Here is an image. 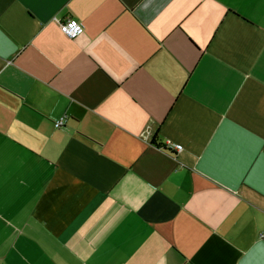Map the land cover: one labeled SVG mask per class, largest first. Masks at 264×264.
<instances>
[{
  "label": "crops",
  "instance_id": "crops-1",
  "mask_svg": "<svg viewBox=\"0 0 264 264\" xmlns=\"http://www.w3.org/2000/svg\"><path fill=\"white\" fill-rule=\"evenodd\" d=\"M260 233L264 0H0V264H264Z\"/></svg>",
  "mask_w": 264,
  "mask_h": 264
},
{
  "label": "built area",
  "instance_id": "built-area-1",
  "mask_svg": "<svg viewBox=\"0 0 264 264\" xmlns=\"http://www.w3.org/2000/svg\"><path fill=\"white\" fill-rule=\"evenodd\" d=\"M52 21L57 24L60 32L69 38H75L82 34L84 31L83 23L72 17H68L65 19L53 17ZM63 123L64 117L56 120L54 122V126L59 127ZM171 147L175 149H181L182 146L180 144H172ZM260 238L264 240V233H260Z\"/></svg>",
  "mask_w": 264,
  "mask_h": 264
},
{
  "label": "trees",
  "instance_id": "trees-1",
  "mask_svg": "<svg viewBox=\"0 0 264 264\" xmlns=\"http://www.w3.org/2000/svg\"><path fill=\"white\" fill-rule=\"evenodd\" d=\"M152 143H154L155 144V140L154 139H152ZM159 147H161V146H159ZM162 148V147H161Z\"/></svg>",
  "mask_w": 264,
  "mask_h": 264
}]
</instances>
